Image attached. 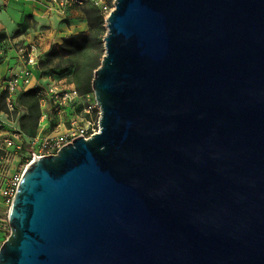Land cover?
I'll list each match as a JSON object with an SVG mask.
<instances>
[{"label":"water","instance_id":"obj_1","mask_svg":"<svg viewBox=\"0 0 264 264\" xmlns=\"http://www.w3.org/2000/svg\"><path fill=\"white\" fill-rule=\"evenodd\" d=\"M100 131L31 164L0 264H264V0H115Z\"/></svg>","mask_w":264,"mask_h":264},{"label":"built area","instance_id":"obj_2","mask_svg":"<svg viewBox=\"0 0 264 264\" xmlns=\"http://www.w3.org/2000/svg\"><path fill=\"white\" fill-rule=\"evenodd\" d=\"M49 7L54 11L66 13L67 11L79 9L86 5H95L101 8L108 15L112 7L107 0H45ZM22 58L25 61L23 67L15 71L10 78L5 80V87L2 94H5L7 110H4L9 115V112H15L18 108L19 95L33 87L38 89L41 106L43 107L42 114H46V104H49L52 112H65L66 109H75L76 105L84 97L80 94L74 83H63L60 81H52L51 83L41 85L38 78H35L37 72L41 76V71L38 69L41 53L39 46L36 43H29L27 47L22 46ZM88 97V102L83 104L85 115L83 124H75L64 132H45L39 130L36 135L29 136L24 133L19 121L11 118L1 119L0 122V195L3 203L10 208L19 191L21 183L24 179L28 167L38 159L57 153L63 146L72 142L75 138L83 136L91 137L93 134L100 131L101 108L97 102L96 95L93 92L85 95ZM99 110L98 119L95 115ZM76 114V111H75ZM96 118V119H95ZM61 125L60 123L58 124ZM66 128V127H65ZM25 146H28L25 149ZM19 154H24L23 160L26 161L14 171H11V161ZM0 220L1 216H0Z\"/></svg>","mask_w":264,"mask_h":264},{"label":"trees","instance_id":"obj_3","mask_svg":"<svg viewBox=\"0 0 264 264\" xmlns=\"http://www.w3.org/2000/svg\"><path fill=\"white\" fill-rule=\"evenodd\" d=\"M88 21V29L71 33L63 38V43H53L39 59L38 69L57 71L73 67L71 81L80 94L93 91V80L96 69L101 65L105 54L104 37L107 32L106 13L95 5H86L78 9ZM5 31H0V44L7 38ZM4 57L0 54V63ZM5 94L0 95V111L7 110ZM26 107L21 117L20 126L29 136L36 135L42 106L36 87L22 92L18 97V106ZM28 146H25L27 149Z\"/></svg>","mask_w":264,"mask_h":264},{"label":"rangeland","instance_id":"obj_4","mask_svg":"<svg viewBox=\"0 0 264 264\" xmlns=\"http://www.w3.org/2000/svg\"><path fill=\"white\" fill-rule=\"evenodd\" d=\"M107 1L109 2V5L113 9L115 6V0H107ZM71 11L69 10L66 13H61L59 11L50 10L46 13V17H45L46 21H44L43 23H40L38 20H36L33 15L26 14L24 15L21 21L20 25H22V27L18 31V33L22 31L26 33H34L35 35L34 40L36 44L39 46V51L42 52L40 56H42L50 48L49 47L47 50L44 49L45 48L44 46L49 42H51V44L63 43V38H64L63 30L67 31L68 27L77 32L82 30H87L85 29L84 25L80 24V18L84 17V15L80 12L81 16L76 17V15L72 14ZM28 44L29 43L24 44L23 46L27 47ZM9 49L10 47L7 46L6 51H4L5 55L9 53L8 51ZM17 53H20V55L22 54L21 47L20 49L17 50ZM72 74H73V67L57 70V71L54 70L44 71L43 73L41 71V81L43 82L42 85L51 83L52 81H60L65 84L74 83L73 81H71ZM43 78L46 79L42 80ZM83 95L84 97H82V100H80V102L83 101V103L86 105L88 102V97L85 96L87 94H83ZM80 102L76 105L75 109L68 108L66 109L65 112H60L59 114H57L58 112H52L50 105L46 104L45 107L46 114H44V116L42 114L41 118L39 119L36 133L39 132V130H43L48 133L64 132L74 124V123L72 124V122L74 121L73 119L76 120L74 121L75 124L85 123V121H83V118L86 113L85 111H83V104ZM25 112H26V107L20 104L15 112H9L8 118H11L12 120L20 121L21 117ZM96 112L97 113H95V115L98 119L99 110ZM59 123L61 124L60 126L58 125ZM23 156L24 154H19V156H16L15 159L11 161V168H10L11 171H14L17 167H20L23 163L26 162L22 159ZM8 210L9 208L5 206L2 200V196L0 195V216L2 219L0 220V249L3 246V244L6 242V240L9 238L12 232L10 220L9 221L7 220Z\"/></svg>","mask_w":264,"mask_h":264},{"label":"crops","instance_id":"obj_5","mask_svg":"<svg viewBox=\"0 0 264 264\" xmlns=\"http://www.w3.org/2000/svg\"><path fill=\"white\" fill-rule=\"evenodd\" d=\"M50 10L52 9L45 0H0V31H5L8 35L0 44V54L4 57V62L0 63V95L3 93L2 90L5 87V80L10 78L15 71L19 70L25 64L24 59L20 53H17V50L24 44L36 43L34 40V33H26L24 31L18 33L22 27L20 24L24 15H33L36 20L43 23L46 21V13ZM72 11L71 13L75 14L76 17L81 16L78 9ZM80 24L84 25L85 29H88V21L85 17L80 18ZM75 32L77 31L68 27L67 31L63 30V37ZM7 46H9L10 49L8 50L9 53L5 55L4 51H6ZM50 46L51 42L46 44L44 49L47 50ZM39 52L42 53L41 51ZM39 74L40 73L37 72L35 78H38L39 84L42 85L43 82ZM44 79L46 78L42 80ZM7 114L8 113L4 110L0 111V122L1 119H6L8 117Z\"/></svg>","mask_w":264,"mask_h":264}]
</instances>
